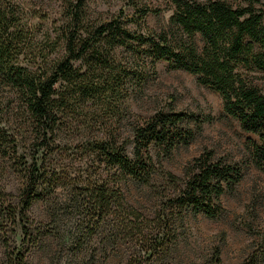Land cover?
<instances>
[{
    "label": "trees",
    "instance_id": "1",
    "mask_svg": "<svg viewBox=\"0 0 264 264\" xmlns=\"http://www.w3.org/2000/svg\"><path fill=\"white\" fill-rule=\"evenodd\" d=\"M168 1L173 13L166 30L145 28L144 33L127 25L138 26L149 9L135 7L130 16L120 10L98 21L88 18L82 1L68 2L52 39L36 43L27 28L28 13L0 0V154L7 156L8 149L15 154L22 141L31 151L23 161L16 205L0 190L3 264H23L22 249H10L6 240L15 230L23 242L31 236L27 212L34 201L48 205L52 225L62 210L72 215L68 230L50 233L67 243L77 233L82 242L101 227L116 229L118 184L125 179L151 187L159 176L175 194L165 196V205L145 219L153 225V236L131 221L124 224L137 231L134 242L147 258L165 251L174 239L173 218L221 216L219 199L241 180L239 168L204 153L186 165L180 180L160 173L152 157V150L168 155L191 142L193 132L181 125L192 123L198 130L203 118L157 111L121 127L129 91L140 90L146 67L153 72L159 61L198 76L219 94L224 113L255 137L246 140L245 150L249 163L264 174V91L241 75L242 69L264 74V11L253 10L257 0H242L246 6L238 9L218 0ZM4 112L9 121L1 120ZM66 142L74 151L65 148ZM78 154L76 163L70 156ZM60 156L68 161L63 164ZM57 190L65 195L62 201L54 198ZM256 262L249 256L240 264Z\"/></svg>",
    "mask_w": 264,
    "mask_h": 264
},
{
    "label": "rangeland",
    "instance_id": "2",
    "mask_svg": "<svg viewBox=\"0 0 264 264\" xmlns=\"http://www.w3.org/2000/svg\"><path fill=\"white\" fill-rule=\"evenodd\" d=\"M10 1L28 13L25 17L27 28L36 43H42L47 37L52 39L54 30L61 24L66 3L77 2ZM78 1H82L88 18L98 21L116 16L120 10L124 15L130 16L135 7L149 9L150 12L138 26L127 25L132 32L137 33H144L145 28L153 31L166 30L173 13L168 0H133V4H129V0ZM218 1L232 9L246 6L242 0ZM252 7L257 12L264 11V0H257ZM262 22L264 27V17ZM198 46L201 44L198 43ZM145 73L146 81L141 89L129 91L127 110L124 113L126 120L121 127L127 128L128 124L139 118H150L157 111L183 112L203 118L198 130H195L192 123L181 125L193 132L191 142L178 145L168 155L152 150V157L155 162L160 163V173L168 172L180 180L184 179L186 165L204 153H211L214 159L221 158L239 168L241 180L219 199L221 216L206 219L201 214L187 213L182 219L173 218L171 226L174 239L168 242L165 251L147 258L134 242L133 235L137 231L130 230L124 224L131 221L146 236L155 234L153 225L145 223V219H151L165 205V196L175 195L161 177H155L151 187L135 184L129 179L120 182V208L115 214L117 228L109 231L108 227H101L95 235L82 242L78 233L73 235L71 243L51 237V232L62 233L68 230L73 217L62 210L59 222L52 225L48 205L38 200L31 204L27 212L31 222V236H27L23 242L18 230H15L13 236L7 235L6 241L10 249H22L23 264H129L136 259H139L137 264H240L249 256L256 257V264H264V174L249 163L245 150L246 140H255V137L242 132L237 122L224 113L219 94L201 84L198 76L171 69L166 61L157 62L153 72L146 67ZM241 75L246 82L264 91L263 73L254 69H242ZM1 118L9 121L10 115L4 112ZM64 145L71 152L74 151L73 144L66 142ZM16 151L13 154L8 149L5 151L7 156L0 154V190L9 195L7 199L13 205H16L21 195L23 161L26 162L31 155L28 144L23 141L18 143ZM76 157L79 154L70 156L77 163L79 158ZM58 160L63 164L68 161L62 156ZM64 196V193L57 190L54 198L62 201ZM119 223H123L124 227ZM3 253L0 240V264H3Z\"/></svg>",
    "mask_w": 264,
    "mask_h": 264
}]
</instances>
